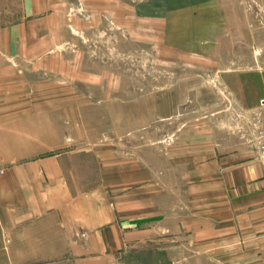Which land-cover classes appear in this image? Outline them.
<instances>
[{
	"label": "crops",
	"instance_id": "1",
	"mask_svg": "<svg viewBox=\"0 0 264 264\" xmlns=\"http://www.w3.org/2000/svg\"><path fill=\"white\" fill-rule=\"evenodd\" d=\"M212 2L0 0V264H264L259 150L213 151L190 163L187 185L118 159L102 172L101 151L87 164L79 147L84 122L70 123L61 87L36 66L69 43L71 6L141 14ZM253 72L260 102L264 71Z\"/></svg>",
	"mask_w": 264,
	"mask_h": 264
},
{
	"label": "rangeland",
	"instance_id": "2",
	"mask_svg": "<svg viewBox=\"0 0 264 264\" xmlns=\"http://www.w3.org/2000/svg\"><path fill=\"white\" fill-rule=\"evenodd\" d=\"M109 7L71 6L61 32L69 43L36 65L61 87L70 123L84 122L87 164L96 149L102 172L118 159L135 176L187 185L190 163L213 151L259 150L263 89L253 71H264V0H213L199 12Z\"/></svg>",
	"mask_w": 264,
	"mask_h": 264
},
{
	"label": "built area",
	"instance_id": "3",
	"mask_svg": "<svg viewBox=\"0 0 264 264\" xmlns=\"http://www.w3.org/2000/svg\"><path fill=\"white\" fill-rule=\"evenodd\" d=\"M260 104L264 105V98L260 100ZM259 154L262 158H264V142L259 146Z\"/></svg>",
	"mask_w": 264,
	"mask_h": 264
}]
</instances>
